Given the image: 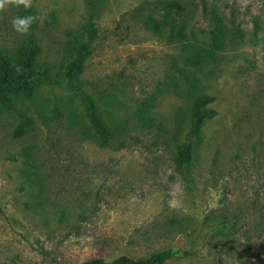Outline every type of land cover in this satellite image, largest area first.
<instances>
[{"label": "rangeland", "instance_id": "374dc122", "mask_svg": "<svg viewBox=\"0 0 264 264\" xmlns=\"http://www.w3.org/2000/svg\"><path fill=\"white\" fill-rule=\"evenodd\" d=\"M173 1L184 13L168 14ZM25 11L38 20L21 35L11 21ZM0 17V60L36 46L60 81L91 45L75 89L36 80L30 96L0 94V264L169 248L165 264H264V0H33ZM201 95L217 113L182 171ZM92 102L122 125L110 143Z\"/></svg>", "mask_w": 264, "mask_h": 264}, {"label": "trees", "instance_id": "16d2710c", "mask_svg": "<svg viewBox=\"0 0 264 264\" xmlns=\"http://www.w3.org/2000/svg\"><path fill=\"white\" fill-rule=\"evenodd\" d=\"M168 14L172 15L174 12L182 14L185 11V6L179 1H173L166 6ZM32 15L28 11L23 13L22 17ZM174 20L171 26V34L173 37L184 36L186 33L187 23L181 21L177 27L174 24ZM97 27L93 20L89 21L88 33L90 41H93L97 36ZM39 49L36 46L30 45L24 48L16 58L2 57L0 60V94L6 95L8 93H15L19 95L25 90L26 94L30 96L33 93L36 80H41L46 83L63 84L64 87L75 89L76 85L71 82L72 76H77L84 70V58L91 53L90 43L82 45L78 56L72 60L66 70V76L64 81H60L54 78L48 70L47 64H39L37 62V55ZM20 68V71L16 69ZM215 98L211 95H201L196 98L192 109V126L187 135V138L178 150L176 156L177 166L185 170L190 167V164L194 158L196 146L202 139V127L205 122L212 118L217 112L209 106V104ZM90 112L96 119V128L99 130L101 140L103 143H110L113 137L114 131L119 132L122 128L120 123H111L112 126L106 125L98 114H96V105L92 102L89 104ZM31 123L30 118H27L23 124H21L17 130L16 135H22L25 132L26 126ZM115 129L112 130L111 128ZM175 248H169L162 250L158 253L152 254L148 257L134 258L127 254H120L113 258L107 257H95L78 264H165L176 255Z\"/></svg>", "mask_w": 264, "mask_h": 264}, {"label": "clouds", "instance_id": "9594fccd", "mask_svg": "<svg viewBox=\"0 0 264 264\" xmlns=\"http://www.w3.org/2000/svg\"><path fill=\"white\" fill-rule=\"evenodd\" d=\"M33 0H0V12L7 11L9 6L20 7L23 6L25 9L31 8ZM2 19V17H0ZM38 17L36 15H27L24 17H14L11 21L12 28L15 32L26 35L29 33L31 26L36 23ZM20 71V68L16 69Z\"/></svg>", "mask_w": 264, "mask_h": 264}]
</instances>
